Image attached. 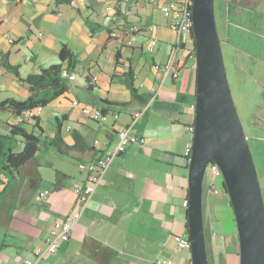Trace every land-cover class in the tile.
I'll return each mask as SVG.
<instances>
[{"label": "crops", "instance_id": "1", "mask_svg": "<svg viewBox=\"0 0 264 264\" xmlns=\"http://www.w3.org/2000/svg\"><path fill=\"white\" fill-rule=\"evenodd\" d=\"M166 1L85 0L73 7L65 0H0V103L27 99L20 79L59 64L62 44L78 61L75 80L35 120L18 123L17 115L0 111V135L18 127L40 140L33 161L12 179L0 176V264H19L45 248L48 231L73 211L75 190L86 182L76 166L100 157L126 128L144 142L113 160L69 240L41 264H153L158 258L190 264V250H179L177 242L187 236L185 150L195 104V61L187 51L194 46L191 35L178 38L169 28L160 11ZM88 22L102 29L92 32ZM177 42L179 75L164 78L159 67ZM5 60L18 76L2 66ZM129 70L135 93L127 86ZM74 100L100 110L101 100L119 106L96 122ZM251 127L264 151V125ZM57 134L71 148L66 154L44 142ZM14 139L19 152L22 143ZM202 198L209 257L231 264L239 258L238 236L221 177L208 172Z\"/></svg>", "mask_w": 264, "mask_h": 264}, {"label": "water", "instance_id": "2", "mask_svg": "<svg viewBox=\"0 0 264 264\" xmlns=\"http://www.w3.org/2000/svg\"><path fill=\"white\" fill-rule=\"evenodd\" d=\"M191 14L195 108L186 208L191 264H209L202 196L206 169L212 163L219 168L234 213L239 264H264L262 190L228 85L214 0H192Z\"/></svg>", "mask_w": 264, "mask_h": 264}, {"label": "rangeland", "instance_id": "3", "mask_svg": "<svg viewBox=\"0 0 264 264\" xmlns=\"http://www.w3.org/2000/svg\"><path fill=\"white\" fill-rule=\"evenodd\" d=\"M214 14L228 85L264 201V151L251 127L264 125V0H214ZM209 264H215L212 256ZM231 264H239V258Z\"/></svg>", "mask_w": 264, "mask_h": 264}, {"label": "built area", "instance_id": "4", "mask_svg": "<svg viewBox=\"0 0 264 264\" xmlns=\"http://www.w3.org/2000/svg\"><path fill=\"white\" fill-rule=\"evenodd\" d=\"M125 1V0H124ZM85 0H70V5L73 7L83 6ZM192 0H169L161 4L160 11L170 18L169 28L176 33L178 38L182 34L191 35L193 22L191 14ZM133 32L138 31L137 27L131 29ZM180 48L179 43L177 42L176 47L174 48L173 54L169 60L162 64L159 67V71L164 78L169 77L175 79L179 75L180 64L176 62V54ZM188 57L195 61V50L192 48L187 51ZM62 77L67 78L69 81L75 80V74H69L67 70H62ZM72 106L80 109L82 114L88 119L96 122H103L106 115H103L100 109L91 108L87 105H83L80 102L74 100L72 101ZM195 104L192 106L194 110ZM43 111V108L38 106L34 109L23 112L21 115L17 116L18 123H26L34 120L39 117ZM140 115L139 112L134 114V118H137ZM114 117L117 118V115L114 114ZM190 134V142L186 145L185 156L189 158L192 137L194 132L193 124L187 128ZM144 142L143 138L138 137L135 134H132L128 128L121 129L116 133V141L114 145L108 149H104L100 157L93 159L92 161L86 164H79V170L86 174L85 184L77 188L76 192V205L73 211L63 220L57 221L53 224L50 230L47 233L45 238V248L43 250H38L34 253L32 259H24L19 264H41V262L48 256L54 255L60 244L67 242L71 236L73 228L78 223L81 213L86 207L89 199L95 192L96 187L101 182L103 175L106 170L111 166L113 160L122 154L129 145L131 144H142ZM98 142H95L97 145ZM206 172H210L216 176L221 177L219 168L215 164L208 165ZM215 193L217 192L214 188ZM48 192L39 193V197H44ZM187 202L183 204L184 208H187ZM177 248L188 249L190 250V244L188 237L180 238L177 242ZM153 264H173L172 260L167 258H158ZM191 264V262H190Z\"/></svg>", "mask_w": 264, "mask_h": 264}, {"label": "trees", "instance_id": "5", "mask_svg": "<svg viewBox=\"0 0 264 264\" xmlns=\"http://www.w3.org/2000/svg\"><path fill=\"white\" fill-rule=\"evenodd\" d=\"M65 1L70 2V0ZM88 26L92 32L102 29L101 26L90 22H88ZM182 48L183 47H181V49ZM58 57L60 61L59 64L42 69L38 74L30 75L25 79H20L21 82L28 86L30 92L29 97L25 100L9 99L1 102L0 111L9 110L11 113L19 116L23 112L34 109L38 106L43 108L55 98L59 97L68 88V81L67 78L62 77V70H67L69 74H77L78 61L65 44L61 45ZM2 66L18 76L17 69L11 66L6 60L3 61ZM128 75L130 76V80L127 83V86L131 92L135 93V89L133 88L131 81V70H129ZM86 80L88 81V78H86ZM101 104V112L103 115H106L107 111H109L111 108L119 106L116 103H111L106 100H101ZM14 137H19L20 142L22 143V149L19 152L15 151L18 141L14 139ZM14 140L16 142L15 146H13ZM44 142L49 146L55 147L58 152L62 154H66L67 151L71 149L64 143L60 134H57L54 138L47 141L45 140ZM39 145L40 140L36 136L26 133L24 130L18 127H11L9 134L7 135H0V176L4 175L8 180L12 179L14 174H16L20 168L34 160L35 154L39 149ZM187 233L188 231L186 223V234ZM207 254L208 261L210 262L208 248Z\"/></svg>", "mask_w": 264, "mask_h": 264}, {"label": "flooded vegetation", "instance_id": "6", "mask_svg": "<svg viewBox=\"0 0 264 264\" xmlns=\"http://www.w3.org/2000/svg\"><path fill=\"white\" fill-rule=\"evenodd\" d=\"M221 41V40H220Z\"/></svg>", "mask_w": 264, "mask_h": 264}]
</instances>
